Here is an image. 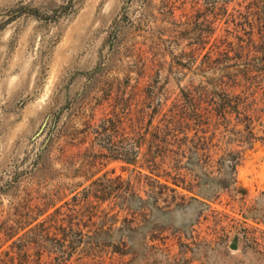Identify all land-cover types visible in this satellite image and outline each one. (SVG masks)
<instances>
[{
    "label": "rangeland",
    "instance_id": "rangeland-1",
    "mask_svg": "<svg viewBox=\"0 0 264 264\" xmlns=\"http://www.w3.org/2000/svg\"><path fill=\"white\" fill-rule=\"evenodd\" d=\"M263 72L264 0H0V264H264ZM236 80L257 137L221 126L212 168L236 153L246 195L85 190L129 161L187 166L201 87Z\"/></svg>",
    "mask_w": 264,
    "mask_h": 264
},
{
    "label": "trees",
    "instance_id": "trees-1",
    "mask_svg": "<svg viewBox=\"0 0 264 264\" xmlns=\"http://www.w3.org/2000/svg\"><path fill=\"white\" fill-rule=\"evenodd\" d=\"M251 25L253 26V24ZM199 42L200 44L204 42L202 37L199 38ZM244 71L251 74L252 77L250 78L252 79H257L259 77L258 73H261V70L257 69L254 65L247 66ZM238 86L242 88L239 93H235ZM219 89L221 90V94L211 88V91H209L207 86H202L200 89V96L195 99L192 105L194 120L196 121V132L192 142V154L194 159L189 161L187 166L179 163L153 161L137 165V162L129 161L139 168L134 177L124 178L122 175H118L114 178H108V173H105L101 178L99 177L93 180L85 187V190L100 199H103L104 196L98 195L96 193L97 191H101L102 195H106V193H114L119 197L127 195V199L130 200V198H135L142 207L145 206L146 200L140 195V192H145L146 187H150L155 194H167L168 197L171 196L172 198L176 197L178 194L179 187L190 192L196 191V194L203 195L206 198L217 197L220 192L218 189H232L237 193L246 195V188L240 186L237 179L239 159L236 153L223 154V156L216 160V164H218L217 170L212 168V163L214 162L212 147L215 145L213 144V140L217 136L221 126L225 128L226 132L236 134L240 136L242 140L244 139V141H250V139L255 140L257 136L254 131V122L260 116L259 114L262 112V109L259 108L256 98L253 103L249 101V96L247 94L249 86L246 83L241 84V80H236L230 85L222 84L219 86ZM210 92L211 94H209ZM187 114L188 112L186 111L182 117L186 119V117H188ZM238 126L242 127L238 128ZM210 127L212 130H210ZM209 131L212 132L208 137L206 134ZM47 147L48 146L44 147V152L47 150ZM83 167L84 166L78 169V171L82 172ZM91 167L95 166L91 165ZM185 167L190 170L189 173H191V171L198 172L197 178L188 180L187 173L184 174L182 172ZM143 170H147L148 173H144ZM101 179L104 180V182L109 181L115 184L106 185L102 183L101 185L103 187L99 189L96 185ZM162 179H164V181H162ZM206 182L211 183L213 189L216 190L205 193L202 187ZM83 183L84 182L76 183L74 189L76 190ZM77 196L78 195H76V197ZM89 196L76 202V205L80 206V209L86 205H91L92 202L89 200ZM50 205H52V202H44L43 208L40 209L38 207L40 209L39 211L45 210ZM44 222H47V220ZM120 253L125 254L126 252L120 251Z\"/></svg>",
    "mask_w": 264,
    "mask_h": 264
},
{
    "label": "water",
    "instance_id": "water-1",
    "mask_svg": "<svg viewBox=\"0 0 264 264\" xmlns=\"http://www.w3.org/2000/svg\"><path fill=\"white\" fill-rule=\"evenodd\" d=\"M236 247H237V245H236V244H234V245H233V248H236Z\"/></svg>",
    "mask_w": 264,
    "mask_h": 264
}]
</instances>
